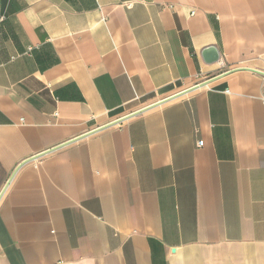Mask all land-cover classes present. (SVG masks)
I'll return each instance as SVG.
<instances>
[{
	"label": "crops",
	"instance_id": "0c3cea01",
	"mask_svg": "<svg viewBox=\"0 0 264 264\" xmlns=\"http://www.w3.org/2000/svg\"><path fill=\"white\" fill-rule=\"evenodd\" d=\"M263 88L264 0H0V264H264Z\"/></svg>",
	"mask_w": 264,
	"mask_h": 264
},
{
	"label": "water",
	"instance_id": "95a60500",
	"mask_svg": "<svg viewBox=\"0 0 264 264\" xmlns=\"http://www.w3.org/2000/svg\"><path fill=\"white\" fill-rule=\"evenodd\" d=\"M204 58H205V60L206 61H208V62H214V61H216V60H218L219 59V56H220V54H219V51H218V49L215 47V46H209V47H207L205 50H204ZM177 95V94H176ZM168 99V98H167ZM163 100H161L160 102H162ZM160 102H157V103H160ZM154 104H152V105H150V106H147L146 108H143V109H140V110H138V111H136V112H133V113H131V114H129V115H126V116H123V117H121V118H119V119H117V120H115V121H112V122H110V123H108V124H106V126H109V125H112V124H116V123H118V122H121V121H123L124 119H126V118H128V117H130V116H132V115H135V114H137V113H140V112H142L143 110H145V109H147V108H149V107H151V106H153Z\"/></svg>",
	"mask_w": 264,
	"mask_h": 264
},
{
	"label": "built area",
	"instance_id": "2783aa9c",
	"mask_svg": "<svg viewBox=\"0 0 264 264\" xmlns=\"http://www.w3.org/2000/svg\"><path fill=\"white\" fill-rule=\"evenodd\" d=\"M262 100H263V102H264V88H263V92H262ZM203 144H204L203 141H200V142H199V145H203Z\"/></svg>",
	"mask_w": 264,
	"mask_h": 264
}]
</instances>
